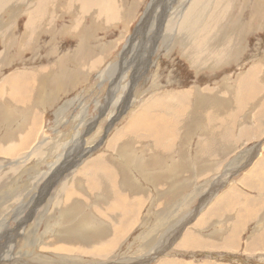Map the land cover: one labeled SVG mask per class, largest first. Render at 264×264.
Instances as JSON below:
<instances>
[{
	"label": "rangeland",
	"instance_id": "1",
	"mask_svg": "<svg viewBox=\"0 0 264 264\" xmlns=\"http://www.w3.org/2000/svg\"><path fill=\"white\" fill-rule=\"evenodd\" d=\"M21 1L4 0L11 10L0 9V29L4 20L13 29L10 45L0 36V85L15 73H25L24 80L34 68L41 74L28 80L22 99L28 121L36 119L35 136L28 124L20 130L33 137L24 140L27 148H17L20 136L9 146L13 156L0 150V260L4 250L12 264H34L28 252L46 264H264V130L258 127L264 122V0H211L212 6L198 0L195 8L194 0H110L92 2L84 14L87 0L70 7L54 0L55 10L48 1L50 12L33 25L38 41H30L25 25L40 0ZM82 38L89 56L76 63ZM53 42L57 54L50 57ZM195 58L200 61L192 65ZM211 104L222 120L211 117ZM23 114L16 109L0 122V146L27 122ZM143 116L156 124V140L142 130ZM120 138L125 151L116 147ZM117 150L124 151L120 157ZM150 159L158 165L145 170L135 161L148 166ZM93 164L95 181L110 185L98 205L86 203ZM153 172L157 178L143 177ZM76 190L86 199L82 211L96 219L85 223L118 231L97 240L96 250L59 253L60 244H72L56 237L73 219L66 211L74 210L67 205L60 213L59 202ZM74 223L85 226L78 216Z\"/></svg>",
	"mask_w": 264,
	"mask_h": 264
},
{
	"label": "bare ground",
	"instance_id": "2",
	"mask_svg": "<svg viewBox=\"0 0 264 264\" xmlns=\"http://www.w3.org/2000/svg\"><path fill=\"white\" fill-rule=\"evenodd\" d=\"M10 1H12V0H10ZM48 1H50V3H53V4H51V5H53L52 7H54V4L55 3H57V2H53L54 0H40V2H38V4H37V6L35 7V6H32L30 9H28L29 10V12H30V19H29V22L28 23H26V27L25 28H27V30L28 31H30V33L29 34H31L32 35V37L30 36V41H32V39L33 40H36L35 39V35H39V33H38V31L39 30H37V28H34V26L33 25H39V23L40 22H38V24H36V21L38 20V18L39 17H43V15L42 16H40V14H42L43 13V11H45V10H48L49 11V8H51V6L49 7L48 6V9L46 8V6L49 4V2ZM52 1V2H51ZM74 1H78V0H74ZM80 1V0H79ZM89 3H87V5L86 6H84L85 7V11L84 10H82L80 7V9L82 10V11H80L79 13H82V14H84V13H86V10H90V6H92V2H94L95 3V5H97V6H101V5H103V4H105V3H108V2H110V0H106V1H104V0H87ZM203 1V0H202ZM205 1V0H204ZM222 0H220L219 2H221ZM21 2H23V0L21 1ZM25 2V1H24ZM69 2V4H67V7H70V6H72L74 3H70V2H73L72 0H67V3ZM82 2V1H81ZM80 2V3H81ZM214 2V1H213ZM224 2H226V3H228V1H225L224 0ZM10 3L11 2H7V3H4V0H0V9H3V12L4 11H6V10H11V5H10ZM18 3H19V1H18ZM48 3V4H47ZM198 3V0H194V1H192L191 3H190V5L189 6H191V7H197L196 6V4ZM202 3V2H201ZM221 3H223V2H221ZM220 3V4H221ZM21 4V3H20ZM79 4V3H78ZM82 4V3H81ZM203 4V3H202ZM206 4H207V6H212V3H211V0H206ZM205 4V5H206ZM33 5V4H32ZM36 5V4H35ZM25 6V5H24ZM66 6V5H65ZM75 6H77V5H75ZM82 6V5H81ZM203 6V5H202ZM201 6V7H202ZM214 6V5H213ZM216 6V5H215ZM225 6H226V4H225ZM229 6V5H228ZM35 7V8H34ZM55 7H56V5H55ZM52 8V9H56V8ZM105 8H107L108 6H104ZM217 7H219V6H217ZM26 8H28V6H26ZM34 8V9H33ZM190 8V7H189ZM214 8V7H213ZM191 9V8H190ZM47 11V12H48ZM53 11V10H52ZM65 11H67V10H65ZM78 11V10H77ZM213 11V10H212ZM2 11L0 10V13H1ZM50 12V11H49ZM88 13V12H87ZM27 14H29V13H27ZM44 15L46 14V16L48 15L47 13H46V11H45V13H43ZM71 14V13H70ZM212 14V13H211ZM216 14V13H215ZM53 16V15H52ZM200 16V15H199ZM215 16V15H214ZM10 17V16H9ZM12 17H14V16H12ZM212 17V16H211ZM78 18H79V16H78ZM39 19H41V18H39ZM10 20V19H9ZM46 20V19H45ZM51 20V19H50ZM77 20V19H76ZM11 21V20H10ZM40 21V20H39ZM42 21V20H41ZM190 21V20H189ZM200 21V20H199ZM2 22V21H1ZM4 22V24H2L4 27H2L1 29H0V36L2 37V43H3V45H5V43H6V39H8V36L9 35H11L10 33L12 32V27H11V25L8 27L7 25V23H6V21L4 20L3 21ZM49 22V21H48ZM75 22V21H74ZM8 23L10 24V22L8 21ZM33 23V24H32ZM46 23V22H45ZM75 23H78V22H75ZM42 24V23H41ZM44 24H42V26H43ZM49 25V24H48ZM182 25V24H181ZM180 25V26H181ZM205 25H206V23H205ZM201 26V25H200ZM203 26V25H202ZM44 27H46V26H44ZM42 28V27H41ZM184 28L185 29H187L188 31H190V29L192 28H186V26H184ZM36 29V30H35ZM39 29V28H38ZM44 29V28H43ZM50 29V28H49ZM80 29V28H79ZM197 29H199V28H196V30ZM201 29V28H200ZM25 30V29H24ZM27 30H25V32L23 31V33H24V35H25V33H26V31ZM66 31L67 30V28H63L62 30H61V32L62 31ZM70 30V29H69ZM76 30V29H75ZM81 30V29H80ZM192 30V29H191ZM7 31H10L9 33H4V32H7ZM50 31V30H49ZM79 31V30H78ZM78 31H76L77 33H78ZM201 31H203V30H201ZM209 31V30H208ZM44 31H42L41 33H43ZM70 32L71 31H69V34H70ZM76 32H75V34H76ZM186 32V31H185ZM190 32H192V31H190ZM206 32H207V30H206ZM219 32V31H218ZM38 33V34H37ZM73 33V32H72ZM184 33V32H183ZM62 34V33H61ZM68 34V33H67ZM23 35V34H22ZM27 35H28V33H27ZM189 35V34H188ZM190 36V35H189ZM192 36V35H191ZM190 36V37H191ZM88 37V36H87ZM190 37H188V38H190ZM27 38H28V36H27ZM55 38V37H54ZM178 39V38H177ZM181 39V38H180ZM193 39V38H192ZM19 40V39H18ZM28 40V41H29ZM53 40H55V39H53ZM191 40V39H190ZM195 40H197V39H195ZM193 41V43L195 44V43H198L199 42V39H198V42L197 41ZM11 41V40H10ZM14 41V40H13ZM25 41V40H24ZM23 41V42H24ZM8 42V41H7ZM184 42V41H183ZM188 42H189V40L187 39L186 40V43H187V45L189 46V44H190V42H189V44H188ZM1 43V44H2ZM15 43V42H14ZM20 43H22V38H20V40H19V44ZM7 44V43H6ZM12 44V43H11ZM25 44H26V42H25ZM24 44V45H25ZM31 44V43H30ZM7 45H10V44H7ZM18 45V44H17ZM21 45V44H20ZM19 45V46H20ZM182 45H184L183 43H182ZM186 45V44H185ZM198 45V44H197ZM18 46V47H19ZM26 46L27 47H29V43L28 44H26ZM26 46H25V48H26ZM207 46V45H206ZM13 47V46H12ZM17 47V46H16ZM85 47H86V44H85ZM85 47H84V44H81V45H79L78 47H77V50H76V52H75V55L77 56V59L76 60H74V57H73V59H72V61L73 62H76L77 63V60H81V59H85V58H87V55H88V52H89V49L87 50V49H85ZM183 47V46H182ZM185 47V46H184ZM5 48V47H4ZM23 48V47H22ZM24 48V49H25ZM186 48V47H185ZM23 49V50H24ZM8 50H10V49H8ZM19 50V49H18ZM185 50H187V49H185ZM205 50V49H204ZM5 52H7V50H6V48L4 49V53ZM22 52V51H21ZM52 52V53H51ZM204 52L205 51H201L199 54H200V56H198V57H202L203 56V54H204ZM186 53H187V51H186ZM185 53V54H186ZM17 54V53H16ZM55 54H57V52H56V43H54L53 42V45H52V50H50V53H48V55L51 57V56H56ZM74 55V54H73ZM189 55V54H188ZM205 55V54H204ZM89 56V55H88ZM208 56V55H207ZM65 56L64 55H62V56H60L59 57V59L58 60H56V64H55V62H54V65H56V68L57 67H59L63 62H64V60H65ZM95 58V57H94ZM213 58V57H212ZM211 58V59H212ZM4 59V58H3ZM2 59V56L0 55V61L2 60V61H4ZM198 60H199V58H198ZM196 58L194 59V60H191V59H189V61L192 63V65L195 63V64H197V62H199ZM202 60H204V59H202ZM201 60V61H202ZM206 60V59H205ZM90 61V60H89ZM88 61V62H89ZM68 62V61H67ZM203 62V61H202ZM208 62H210V61H208ZM84 63V62H83ZM204 63V62H203ZM64 64V63H63ZM66 64H68V63H66ZM90 64V63H89ZM200 64H201V62H200ZM78 65V64H77ZM88 65V64H87ZM53 66V65H52ZM84 66V65H83ZM47 67V66H46ZM65 67V66H64ZM77 68V67H76ZM89 68H91V66L89 67ZM35 69V68H34ZM33 69V71L35 72V71H39L40 69H35L34 70ZM62 70H64V69H62ZM62 70H60V71H62ZM80 70V69H79ZM88 71H89V69H87ZM32 71V72H33ZM31 73L29 76H27L26 77V79L24 80V74L25 73H17L18 75H19V78H15L16 77V75H13V76H8V77H6V78H4L3 79V82H2V84L0 85V97H2L3 99V103L5 104V106H3V108L2 107H0V122H6L5 120H7V119H9V118H11V116H13V114H15V112H16V109L19 111V110H21V111H23L24 112V114H23V117L25 118V120H27V122L24 124V122L25 121H23V123H21L20 125H21V129H18L17 131L18 132H16V133H7V136H8V141H7V143L5 142V143H3L4 145H1L0 146V150H1V153L3 154V156H7V157H11V155L13 156V151L15 150V149H13L12 147H9L10 145H11V143L13 142V141H17L18 139H19V137L21 136L22 137V139L20 140V143H21V145H23V147H20V143H19V145L17 146V148L18 149H20V150H23L25 147L24 146H26L28 143V141H24V140H31L33 137L30 135V133L29 132H31V133H33V135L35 136V134H34V130H35V128L36 127H34V122L36 121V119H35V121L32 119L31 121H28L29 120V118H30V116H29V114H30V110L29 109H27V107H28V104H25L23 101H22V99L24 98V96L26 95L25 94V88L27 89V85H28V80H30L31 78H33L34 77V79H39V77H40V74H41V72H36V73ZM51 72V71H50ZM50 72L48 71V74L46 75L49 79H50V77L49 76H51V74H50ZM43 73V72H42ZM54 73V72H53ZM63 74V73H62ZM66 74V73H65ZM17 75V76H18ZM23 77H22V76ZM64 76L65 75H63L62 76V79L64 78ZM51 80V79H50ZM53 81V80H52ZM54 82V81H53ZM33 89H35V87L33 88ZM205 93H203V95H204ZM206 95V94H205ZM248 95V94H247ZM215 96V95H214ZM206 98V97H205ZM158 99V98H157ZM174 100V99H173ZM214 100V98H211L210 99V101L212 102ZM20 102V103H17V102ZM207 101H209V100H207ZM13 102H15V103H17L16 105L17 106H12L13 105ZM27 102V101H26ZM198 102V101H197ZM200 102V101H199ZM28 103V102H27ZM199 104V103H198ZM208 105V104H207ZM12 107H14V108H12ZM214 106H213V104H211V106H210V110L213 108ZM146 109V108H145ZM219 111V110H218ZM142 112H143V110H142ZM146 112V111H145ZM214 112V115H212V113ZM220 112V111H219ZM11 113H13V114H11ZM201 113L202 114H205L206 112H204V111H201ZM212 113H211V117L213 118V119H216V120H218L217 118H220L221 120L223 119V116L222 115H219L218 113H217V111L215 110V109H212ZM261 113H263V112H261ZM21 114V113H20ZM181 114V113H180ZM228 114V113H227ZM139 115V114H138ZM199 115V114H198ZM209 115V114H208ZM255 115V114H254ZM264 115V113L262 114V116ZM34 116V115H33ZM253 116V115H252ZM256 116V115H255ZM254 117V116H253ZM257 118H259L258 117V115L256 116ZM255 117V118H256ZM264 117V116H263ZM136 118V117H135ZM256 118V119H257ZM143 119V120H142ZM142 121H144V122H142V125L144 126V128L142 129L143 131H150L151 133H152V135L150 134V133H148L149 134V136H151V137H153L155 134H157L158 133V131H157V133H156V130H155V128L157 129V127H155V125H154V122L153 121H150V122H145V118H144V116L142 117ZM201 119H203L202 117L200 118V120ZM23 120V119H22ZM138 120H140V119H138ZM198 120V119H197ZM259 120H260V118H259ZM135 121H136V119H135ZM148 121V120H147ZM209 121V120H208ZM261 122L263 121L262 119L260 120ZM262 123H264V122H262ZM262 123H259L258 124V127L260 126L261 127V129L262 130H264V126L262 127ZM8 124H10V123H8ZM28 124H30V126L33 128V129H30L29 130V132L27 133V134H23L22 135V131H20V130H23V128H24V126L26 127V125H28ZM141 125V126H142ZM204 124H202V126H203ZM234 125V124H233ZM159 126V125H158ZM20 127V126H19ZM155 127V128H154ZM142 128V127H141ZM3 129V128H2ZM159 130V129H158ZM141 131V130H140ZM208 132V131H207ZM147 134V135H148ZM157 136V135H156ZM201 136H203V131H202V133H201ZM135 137V136H134ZM162 138H163V136H161ZM154 139H155V136H154ZM119 140V139H118ZM156 140V139H155ZM203 140V139H202ZM10 142V144L8 145V143ZM30 142V141H29ZM115 142V141H114ZM27 143V144H26ZM119 143L121 144V145H117L116 147L119 149L121 146H123L122 147V149H124V151H125V147L126 146H124V145H126L127 143L125 142V141H123L121 138H120V140H119ZM117 144V143H116ZM15 145V144H14ZM13 145V146H14ZM206 145V144H205ZM115 145H113V143L111 144V147H114ZM200 145H198L197 147H199ZM28 146H26V148H27ZM115 147V148H116ZM16 148V147H15ZM116 150V149H115ZM3 151V152H2ZM17 151V150H16ZM83 151V150H82ZM124 151H122L121 152V154L124 152ZM204 151V150H203ZM18 152H20V151H18ZM115 152V151H114ZM127 152H128V155L129 154H131L132 152H129V149H127ZM127 152H126V154H127ZM211 152V151H210ZM0 153V154H1ZM117 156H119L120 157V153H119V151L117 150ZM139 156H140V154H139ZM110 157H108V159H109ZM112 158V157H111ZM117 158V157H116ZM128 158V157H127ZM124 159V158H123ZM122 159V160H123ZM130 159V158H129ZM115 160V159H114ZM116 161V160H115ZM137 163H139V165L141 164V166H142V168H143V170H145V168H153L154 166H157L158 164L155 162L156 161V159H155V161L153 160V159H150V161H152V162H154V163H148V166H147V163H143V162H139V161H137V160H135ZM90 162V161H89ZM118 162V160L116 161V163ZM130 162V161H129ZM220 162V161H219ZM238 162V161H237ZM131 163V162H130ZM109 164V163H108ZM123 163H118L117 165H119L118 166V170H120V171H122L123 170V168H125L123 165H122ZM125 164V163H124ZM127 164V163H126ZM257 164V163H256ZM129 165V164H128ZM134 165V164H133ZM132 165V166H133ZM137 165V164H136ZM93 167L91 168V172H92V177L94 178H92V182H90V180L88 181V180H86V181H88V182H90V184H93L92 185V187L91 186H89L90 187V191L93 193L92 195L90 194L89 196H87V197H89V198H91V200H89V202H87L86 201V203H89V204H91L90 203V201H93V203H96L97 205L98 204H102V203H105L106 202V200H105V196H106V192H108V190H107V188L108 187H110V185H107V182L105 183H103V181H95V179H97L98 178V176H97V178H96V175H95V173H96V171L98 170V169H95V164H93L92 165ZM257 166V165H256ZM134 167V166H133ZM137 168H138V166H137ZM90 169V168H89ZM135 169V168H134ZM140 169V168H139ZM138 169V170H139ZM116 172V171H115ZM100 173L102 174L103 172H101L100 171ZM100 173H98V174H100ZM113 174V171L111 172V173H109V175H112ZM118 174V173H117ZM140 174V173H139ZM118 175H120V174H118ZM126 175V174H125ZM103 176V175H102ZM117 176V175H116ZM120 176H122V175H120ZM151 176H153V177H151ZM109 177V176H108ZM143 177H151V179L150 180H153V178L154 177H156L157 178V176H156V174L153 172V174L151 175V173H150V175L148 176V175H144ZM102 178V177H101ZM154 179V181H158V179ZM99 179V178H98ZM103 179V178H102ZM117 180H119L118 178H117ZM120 181V180H119ZM96 182H98V185H94ZM114 182V181H113ZM122 182V181H121ZM120 182V183H121ZM125 182V181H124ZM126 183V182H125ZM103 184V185H102ZM77 185V184H76ZM123 185V184H122ZM112 186V185H111ZM126 186H128L127 184H126ZM126 186H124V187H126ZM82 187V186H81ZM81 187H78V188H80L81 189ZM123 187V188H124ZM131 186L129 185L128 187H126V190H128V191H131V188H130ZM77 188V187H76ZM77 188V189H78ZM97 188V192L96 191H94L95 189ZM102 190H101V189ZM94 189V190H93ZM100 189V190H99ZM125 190V191H126ZM86 191V190H85ZM73 192V191H72ZM69 193V194H67L66 196H65V198L63 199V201H62V199H61V202H59V203H61V206H64V207H59V210H61V211H59L60 213H65V211H62V210H64L65 209V207L68 205V206H71V207H74L73 209L74 210H71L70 209V211H66V212H68V215L70 214V213H72V214H70L69 216L70 217H72L73 219H72V221L70 222V223H68L69 224V226H67L66 228H64V229H60V231H63V233L64 234H61V235H59L58 237H56L57 238V240H60L61 242L62 241H64V240H66V241H69V242H71L72 244L71 245H69V246H67V247H65L64 245V247H62L61 246V244H60V246H58L57 247V249H59V250H57V252L59 251V253H60V250H63L64 251V253L66 252V251H78V250H82V249H86V247H92V248H94L93 250H96V246H99L98 245V241L97 240H99L102 236H104V235H106V234H109L110 235V233H111V231L112 230H114V232H117L118 230H117V228L116 227H112V226H110L109 225V227L107 228L108 230V232L109 233H106V225H104L103 223V225L102 226H100V225H98V224H95V223H93V222H91V224H87V223H85L87 220H89V219H95V218H92L91 216H89L87 213H86V209L84 210V211H82L84 208V202H85V198H84V200L82 199V197L81 196H83V195H80V194H77L76 192H78L77 190L74 192V193ZM82 192V191H81ZM94 192H95V194H94ZM76 193V194H75ZM233 194V193H232ZM55 195V194H54ZM62 196V195H61ZM60 196V197H61ZM53 197V196H52ZM63 197V196H62ZM61 197V198H62ZM86 197V196H85ZM104 197V198H103ZM107 197V196H106ZM128 197V196H127ZM232 197H233V195H232ZM88 198V199H89ZM118 198V197H117ZM50 199V198H49ZM55 198L53 197L52 199H51V201L52 200H54ZM87 199V200H88ZM110 201V200H109ZM55 201H52V203H54ZM221 203V202H220ZM89 204H87V205H89ZM95 204V205H96ZM128 204V203H127ZM228 204V203H227ZM94 205V204H93ZM86 206V205H85ZM126 206V205H125ZM53 207H55L54 205H53ZM71 207H69V208H71ZM228 207V206H227ZM92 208H96V206H92ZM247 208V207H246ZM263 208V207H262ZM112 207H109V208H107V210H108V212H110V211H112ZM67 210H69V209H67ZM78 212H77V211ZM91 210V209H90ZM92 213V212H91ZM61 214V215H62ZM107 214V213H106ZM217 214V213H216ZM224 215V214H223ZM78 216V220H80L81 222H83V223H85V226L83 227V224H80V225H75L76 223H74L73 224V221L75 220V218ZM248 216V215H247ZM27 220V219H26ZM96 220V219H95ZM69 222V221H68ZM103 226H105V227H103ZM111 228H113L112 230H110ZM84 233L85 234H87L86 235V237H85V235H84ZM113 234V233H112ZM27 236V235H26ZM77 237H78V239H77ZM86 238V239H85ZM31 239V238H30ZM84 240H85V244H83L84 243ZM36 242H38L37 240H35ZM34 241V242H35ZM52 241V240H51ZM56 241V240H55ZM54 240H53V243L55 242ZM60 242V243H61ZM88 242H90V244H87ZM47 243V241L45 242V244ZM49 243V242H48ZM64 243V242H63ZM62 243V244H63ZM66 243V242H65ZM230 243V242H229ZM35 244V243H34ZM43 244V243H42ZM73 244H82V248H80L79 246H78V248H75V247H72L73 246ZM51 245H53V244H51ZM83 245H85V247H83ZM88 245V246H87ZM100 245H103V244H100ZM39 246V245H38ZM37 245H36V247H38ZM43 246H44V248H46L45 247V245L43 244ZM228 246H229V244H228ZM39 247H41V246H39ZM47 247H50L49 245L47 246ZM53 247H55V245L53 246ZM62 247V248H61ZM4 248V247H3ZM8 248V247H7ZM41 248H43V247H41ZM51 248V247H50ZM49 248V249H50ZM102 248V247H101ZM10 249V248H9ZM49 249H48V251H49ZM54 249V248H53ZM56 249V248H55ZM76 249V250H75ZM46 250V249H45ZM45 250H43L44 252H45ZM89 250H91V248L89 249ZM47 251V252H48ZM88 251V250H87ZM3 252H4V250L2 251V259L0 260V262H6V263H8V264H12L11 263V260H10V258H8V256L7 255H5V254H3ZM40 252H42V251H40ZM56 252V251H55ZM72 252V253H73ZM86 252V251H85ZM6 253V252H5ZM12 253H13V251H12ZM52 253H53V251H52ZM28 255H27V257H28V259H29V261H31V262H35L34 264H46L45 263V261H47V259L46 260H44V261H41L40 260V258H39V256L36 254V255H33V254H31L30 252H28L27 253ZM65 254H68V253H65ZM70 254H71V252H70ZM58 255V254H57ZM10 256V255H9ZM41 256V255H40ZM26 257V256H25ZM42 257V256H41ZM65 257V256H64ZM153 258V257H152ZM65 259V258H64ZM56 260V259H55ZM61 260V259H60ZM62 260H63V258H62ZM27 261V260H26ZM49 261V260H48ZM28 262V261H27ZM25 263V262H24ZM29 263V262H28ZM49 263V262H48Z\"/></svg>",
	"mask_w": 264,
	"mask_h": 264
},
{
	"label": "crops",
	"instance_id": "3",
	"mask_svg": "<svg viewBox=\"0 0 264 264\" xmlns=\"http://www.w3.org/2000/svg\"><path fill=\"white\" fill-rule=\"evenodd\" d=\"M85 37H86V36H85ZM35 39L37 40V37H35ZM86 39H87V37H86ZM86 39H83V38H82L81 41H80V43L78 44V46L81 45V44H84V42H85ZM37 41H38V40H37ZM78 46H77V47H78ZM13 75H18V74L15 73V74H13ZM13 75H11V76H13ZM35 117H36V116H35Z\"/></svg>",
	"mask_w": 264,
	"mask_h": 264
}]
</instances>
